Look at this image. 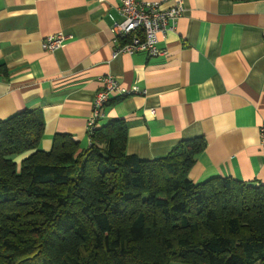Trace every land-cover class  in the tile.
Returning <instances> with one entry per match:
<instances>
[{"label": "crops", "instance_id": "1", "mask_svg": "<svg viewBox=\"0 0 264 264\" xmlns=\"http://www.w3.org/2000/svg\"><path fill=\"white\" fill-rule=\"evenodd\" d=\"M146 2L159 0H144ZM168 7L170 1L161 2ZM119 0H0V122L22 110L42 115L39 147L55 134L89 144L87 121L110 74L144 95L113 97L98 126L123 120L126 153L165 156L181 140L202 136L188 177H230L264 185V0H181L175 28L160 36L162 55H112ZM70 36L53 52L50 34ZM22 154L16 161L25 157ZM170 264H184L173 261Z\"/></svg>", "mask_w": 264, "mask_h": 264}, {"label": "trees", "instance_id": "2", "mask_svg": "<svg viewBox=\"0 0 264 264\" xmlns=\"http://www.w3.org/2000/svg\"><path fill=\"white\" fill-rule=\"evenodd\" d=\"M43 129L36 110L0 122V264H264V185L190 180L202 136L141 159L120 119L87 146L42 150Z\"/></svg>", "mask_w": 264, "mask_h": 264}, {"label": "built area", "instance_id": "3", "mask_svg": "<svg viewBox=\"0 0 264 264\" xmlns=\"http://www.w3.org/2000/svg\"><path fill=\"white\" fill-rule=\"evenodd\" d=\"M102 1V0H99ZM170 1L172 4L163 7L161 2ZM119 20H112L110 32L114 41H120L112 55L124 53L131 55L135 52H145L148 56L162 55L164 50L158 46L160 36L175 28L176 21L181 15V0H159L146 2L144 0H119L117 7ZM70 36L61 32L45 36L41 40V48L47 52L58 49ZM100 89L95 93L91 114L87 121V132L98 126L103 117V108L111 98L141 94L146 91L136 85L121 86L110 74L99 77ZM259 144L264 151V122L259 126Z\"/></svg>", "mask_w": 264, "mask_h": 264}]
</instances>
